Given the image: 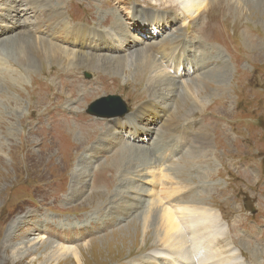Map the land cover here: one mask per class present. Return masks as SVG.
<instances>
[{
    "label": "rangeland",
    "instance_id": "rangeland-1",
    "mask_svg": "<svg viewBox=\"0 0 264 264\" xmlns=\"http://www.w3.org/2000/svg\"><path fill=\"white\" fill-rule=\"evenodd\" d=\"M10 1H0V15ZM15 1L17 32L76 52L54 23L104 29L120 6L119 21L132 24V15L145 20L149 11L139 7L147 5L163 11L156 13L166 30L138 35L119 53L105 49L130 56L118 75L35 51L22 64L15 37L0 39V264H8L9 246L13 254L31 252L20 264H160L166 249L152 226L158 218L147 220L155 210L177 212L185 231L202 214L214 224L218 240L198 245L189 236L191 251L214 246L234 264H264V0H205L193 17L182 0ZM6 24L0 19V28ZM161 42L167 52L153 49ZM143 52L155 57L153 66L139 64ZM174 91L178 100L193 96L181 107L171 103ZM108 95L129 111L120 115V103L104 101L90 115L89 105ZM153 99L170 118L138 142V113Z\"/></svg>",
    "mask_w": 264,
    "mask_h": 264
},
{
    "label": "bare ground",
    "instance_id": "bare-ground-1",
    "mask_svg": "<svg viewBox=\"0 0 264 264\" xmlns=\"http://www.w3.org/2000/svg\"><path fill=\"white\" fill-rule=\"evenodd\" d=\"M0 1H3L4 2L5 0H0ZM153 1H155L158 4H162V3H160L161 0H153ZM162 1L164 3L162 5H165L166 4L165 0H162ZM204 1L205 0H182L181 2L182 3H185L189 9L185 10L182 6L180 8L183 11L186 12L187 16L193 17V13L195 15L198 14V13H200L198 11H201V7L203 6ZM75 2L79 6L80 1L75 0ZM131 3L133 4L132 1H131ZM110 4H112V3L108 2L106 4V7L110 6V8H112L111 7L112 5H110ZM7 5H9V7H8L7 11L4 12L5 14L0 15V19L2 21H4V22H7V24L5 25V27H1L0 28L1 29L0 35H2V36H0V39L4 35L7 38H9L11 35H12L11 37H15L14 40L17 42L18 50H20L18 57H19V60H20V62L22 64L23 63L26 64L29 61L28 60V57L26 56L27 53L35 51L37 54H42V53L44 54L45 53L46 55H49V56H55V55L58 54V59L64 58V61L63 62H66V63H68L69 61H71L72 63L75 62L78 66H80L82 68H85L86 70L99 71L98 69L100 68V69H102L103 71H106V72H109L108 70H110L111 73H113L115 75H118L121 70H124V68L127 67V62H128V60L130 58V56L129 57L128 56L127 57H124V56H121V55H117L116 56L115 55L116 54L115 52H117V53L120 52V50H119L118 47L121 46L122 49L123 48L125 49V47L131 45V43L135 40V38H137L138 35H141V34L143 35V33L145 34V33L151 32L153 34L154 33H158L159 34L161 32H164L165 33V30H166V27L164 25L166 21L164 22L163 21L164 19L161 18L158 13H156V11L157 12H163V11H160L158 9H153L151 7H148L147 5H144V6H140L139 7V8H141L144 11H147V10L149 11L147 13V15H146L145 20H143L142 17L136 16V15H132V17H133L132 24H130L129 22H127L125 19H124V24H121V21H119V20H120V17H123V13L121 14V11H124V9L122 7H120V6H118L117 8H119L120 14H118V17L116 18L115 23L113 25H108V26L104 27V29H100V28H97V27H87V26H83V25H68L64 21V19L62 18L63 20H61L59 22V24L54 23V25H55L54 28L55 29L61 28L63 30V35L65 36V38L67 39V41H70V44L71 45L79 48V52H76L77 51L76 48H73V49H70L69 50V49H66V48L61 47V46L53 45L52 43H49V42L44 41V40H41L39 38L37 40H35V39L32 38V36H31V38H25V36L23 35V34H25V33H23V30H20V31L17 32V24H16V21L15 20H16V18L18 16L19 8L17 7L16 1L15 0H11L10 3H7ZM133 5H134L133 12H136L137 6H139V5H137L136 3H134ZM178 11H180V10H178ZM178 11H177V13H178ZM166 12H171V14H173L172 17H174V18H172L171 20H173L174 22L176 20H178V16H180V14H176V13L174 14L175 11H173V13H172V11H167L166 10ZM187 12H189L190 14L187 13ZM170 18H171V16H170ZM167 23H168V21H167ZM149 24L152 27L151 29L147 28V25H149ZM16 33H19V34L16 35ZM13 34H15V36ZM3 39H4V37H3ZM9 39H11V38H9ZM17 45H16V47H17ZM107 46L109 48H107ZM111 46H115V52H110L111 49H112ZM156 46H157V48L156 49L153 48V49L154 50H157L158 52L161 49L164 52H167L168 51V45L164 44V42L157 43ZM158 46H159V48H158ZM129 48H131V47H129ZM105 49L110 50V51L108 52ZM177 49H178V51H176L175 54L176 53L177 54H180L181 52H183V50L181 48L178 47ZM174 50H175V48H174ZM20 53H22L24 55V58H22L23 56H20ZM0 59H2V58H0ZM139 61H140L139 64L142 65V67H146V68L149 67L150 65L153 66L155 64V62H156L155 57L152 56L151 53L144 54V52H143L142 57H141V59ZM176 63L178 64V62H176ZM152 69H154V68H152ZM0 70H1V68H0ZM178 71H180V70H178ZM158 73H159V71H158ZM7 76H8V74H7ZM19 76H20V74H19ZM229 76H230V74H229ZM165 77H167V76L165 75ZM150 84H151V82H150ZM202 84H203V82H202ZM197 85H198V83H197ZM187 88L188 87L186 86L185 87V90ZM163 89H165V88H163ZM0 90H1V88H0ZM149 91H150V89H149ZM176 95H177V93L174 91L172 93V96H171V103H172V101L174 103H176L175 101L177 100V103L176 104L179 105V104H181L182 101L184 102L185 100L186 101L190 100L188 98H190L189 96L192 97L193 96V93H189L188 92V95H187V93H184L183 98L180 99V100L176 99V97H175ZM152 104H154V105H144L140 109L141 112L138 113L139 116H137V123H140V125H139V127H136V133H135V136L136 135H139V138L136 140L138 142H145L146 141L147 136L151 133V128H152V126H150L151 124H154V123L155 124H161V123H163V121H165L164 120V117L170 118L169 117V115H170L169 114V110H170L169 108H167L165 106H162V105H159L157 103V99L156 100L153 99ZM181 107H183V105ZM172 108H173V106L171 107V109ZM172 110H174V109H172ZM147 111H150V115H152V117L149 116L148 119H147V117H148L147 116ZM144 114L146 115L145 118L143 117ZM172 120H174V119H172ZM184 123H185V121H184ZM179 124H182V122L179 123ZM154 128H156V127H154ZM149 146H147V147H149ZM139 147L140 146H138V148ZM141 148H144V147H141ZM146 151H148V150H146ZM193 151H195V150H193ZM120 156H123V154H121ZM163 159H165V157ZM122 160H123V158H122ZM144 160H146V159H144ZM125 162H126V160H125ZM148 162H150V161H148ZM160 168H161V166H160ZM164 173L166 174V172H164ZM162 174H163V172H162ZM168 176H170V175H168ZM161 177H163V176H161ZM167 180L169 181L170 179H167ZM179 190L180 189H178V191H176V193L178 192V194H179L180 191H181V190L180 191ZM162 192H164V190H162ZM173 194L174 193H172L171 195L173 196ZM188 194H189L188 191H185V193H182L180 195H177L176 194V201H177V199H178V201L179 200L181 201V200L186 199V198H183V197H187ZM167 195H169V191H168V194ZM164 198L165 199L168 198V196L166 197V193L164 195ZM159 199H160V197H159ZM160 200H162V199H160ZM162 201L164 202V200H162ZM162 201L160 203H163ZM191 201H193V200H191ZM197 208H199V207H197ZM192 210H194V209H192ZM163 211H165V208H164ZM169 213H171V212H169ZM185 213L186 214H184V212H182V214H181V218L182 219L183 218L186 219L187 222L195 221V220H193L195 218L189 217V213L190 212H185ZM205 213L207 214V212H205ZM161 214L162 213L159 210H155L154 212H151L150 215H147V220L148 219H151V218H156V219L158 218L157 223L155 225H152V226L154 227L156 234H158L159 237H160L158 243L161 244V245H165V249H166L162 253L164 256L162 258H160V261H159L160 264H163V263L167 264L168 262L170 264H234V259L235 258L233 256H231L228 253L227 254H223L222 253L223 251L222 252L221 251H217L218 249H216L214 246H209V247H206L205 246V247H203L204 245L202 244L203 245L202 246L203 248L201 249V251L199 253L194 252V251H191L190 244L195 243L196 239H194V240L189 239V236H194L197 239H199V242H197L198 245L201 244L202 241H204V240L205 241H209V243H213V241L215 242V239H216L215 238L216 236L213 234V232H216L217 233L216 229H214V224L209 219H207L206 217H204L203 214H202V217L200 218L201 221L196 222L193 226H189V228H188L187 231H185L184 228H182L183 225H182V227H180L181 222L179 220H177L178 219V216H177V219L175 217V215H177V212L175 214L172 213V214H168V215L167 214H164V215L162 214L161 215ZM145 222H147V221H145ZM204 230L210 231L209 237H208V235H205V236L202 235V231H204ZM187 233H189V234H187ZM12 235H13V232L10 233V236H12ZM216 240H218V239H216ZM48 241H50V240H47V242ZM42 244L47 245L45 243H42ZM12 248H13L12 246H9V247L6 248L7 250L8 249L10 250V251L8 250V252H9L8 255H9V258H10V259H8V264L10 262L12 264H20V263H23L22 260L24 259V257H28L30 255V253H31V252L27 251L26 253H21L22 255H20V253L19 254H13ZM47 249H48V247H47ZM71 249H73V248H71L69 246L63 247V250H65L66 252H70ZM11 253H12V255H11ZM241 254L243 256H245L246 259L248 260V256H246L243 252H241ZM64 255H67V254L64 253ZM11 256H12V258H11ZM26 264H38V263L37 262H30V263H26ZM42 264H44V263H42ZM152 264H157V263L152 262ZM255 264H259V263L258 262H255Z\"/></svg>",
    "mask_w": 264,
    "mask_h": 264
},
{
    "label": "water",
    "instance_id": "water-1",
    "mask_svg": "<svg viewBox=\"0 0 264 264\" xmlns=\"http://www.w3.org/2000/svg\"><path fill=\"white\" fill-rule=\"evenodd\" d=\"M104 101H113L115 103H120L121 104V99L119 97H109L108 99H103L99 102H104ZM99 102L97 101L95 104H93L91 107V110L89 111L90 114H95V110L94 108L99 104ZM123 111L120 112V114H122Z\"/></svg>",
    "mask_w": 264,
    "mask_h": 264
},
{
    "label": "trees",
    "instance_id": "trees-1",
    "mask_svg": "<svg viewBox=\"0 0 264 264\" xmlns=\"http://www.w3.org/2000/svg\"><path fill=\"white\" fill-rule=\"evenodd\" d=\"M26 185H28V186H29V188H31V185H32V184H26Z\"/></svg>",
    "mask_w": 264,
    "mask_h": 264
}]
</instances>
